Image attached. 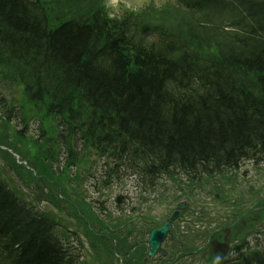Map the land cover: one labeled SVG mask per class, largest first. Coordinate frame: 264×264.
Listing matches in <instances>:
<instances>
[{
	"label": "trees",
	"instance_id": "obj_1",
	"mask_svg": "<svg viewBox=\"0 0 264 264\" xmlns=\"http://www.w3.org/2000/svg\"><path fill=\"white\" fill-rule=\"evenodd\" d=\"M2 84L21 89L23 122L33 111L46 128L109 131L118 160L151 179L264 160V0L150 2L114 18L106 0H0ZM1 114L0 140H21ZM49 232L0 182V264H74Z\"/></svg>",
	"mask_w": 264,
	"mask_h": 264
},
{
	"label": "rangeland",
	"instance_id": "obj_2",
	"mask_svg": "<svg viewBox=\"0 0 264 264\" xmlns=\"http://www.w3.org/2000/svg\"><path fill=\"white\" fill-rule=\"evenodd\" d=\"M150 0H110V3H117L122 2L128 7L137 9L147 3ZM33 134L35 133V129L33 128ZM246 170L250 172L249 175H246ZM3 172L0 169V176H3ZM240 180L234 184V195L233 197H241L246 198L250 202H257L259 198L264 197V167H260L259 169H254L252 167H244L241 168L239 172ZM3 179L7 181V178L3 176ZM135 181L134 180H127L121 184L118 188H114L113 190H109L112 193H116L119 191H126L130 189L133 192ZM229 195V194H228ZM230 196V195H229ZM211 205L221 211L223 208L220 204L214 202L212 199L208 200ZM218 205V206H217ZM213 207V206H212ZM43 209H46L45 206L42 205ZM256 237H251L250 240L252 241L251 248L252 249H263L264 248V235H260L258 238V244L254 239Z\"/></svg>",
	"mask_w": 264,
	"mask_h": 264
},
{
	"label": "flooded vegetation",
	"instance_id": "obj_3",
	"mask_svg": "<svg viewBox=\"0 0 264 264\" xmlns=\"http://www.w3.org/2000/svg\"><path fill=\"white\" fill-rule=\"evenodd\" d=\"M122 203L124 205L127 204L128 203V199H126V198L123 199L122 200ZM133 205H135V202L130 201V206H133ZM125 210H127V209H124V210L118 209L117 211L123 212ZM129 215H130V212H129ZM127 218H129V217H127ZM130 218H131V220L128 221L129 227H130V225L132 226L131 227V232H130V237L134 241L135 239H137L136 238L137 234H140L141 233V232L139 233L137 230H139L141 227L145 226L146 223H147V220H146V212L144 210H143V212H135V210H132V213H131V217ZM123 219L124 218H118V220H123ZM193 223H194L193 220L191 222H189V219L188 218H183L182 220L180 219L179 224H177L175 226V235H174V239L175 240H174V242L176 243V247L178 248L179 252L176 254V257L177 258L175 259V261L172 264H193L194 263V260L199 255L200 252L198 253V251H192L191 249H189V248L192 247L193 242L188 243L189 242L188 241L189 238L187 236L188 235H191L193 233V231H189V225L190 224H193ZM243 224L245 225L244 222H243ZM233 225L236 226V223L233 224ZM182 226H185V231L186 232H184V233L181 232V230H180ZM132 228L134 230H132ZM224 238H225V235L219 237L218 239L220 241H223ZM167 243L170 244L172 242H169L168 241ZM183 243H188V244L184 246ZM200 250L203 251L201 253V257H203V258L207 257L208 255H215V256L216 255H219V256H222L221 254H215L214 253L215 249L213 250V249H210L209 247H206V248L200 249ZM232 253H233V251H232ZM161 255L165 256V253L164 252H161Z\"/></svg>",
	"mask_w": 264,
	"mask_h": 264
},
{
	"label": "water",
	"instance_id": "obj_4",
	"mask_svg": "<svg viewBox=\"0 0 264 264\" xmlns=\"http://www.w3.org/2000/svg\"><path fill=\"white\" fill-rule=\"evenodd\" d=\"M167 229H168V226H165L161 231L153 233L152 239L150 240V242L152 243V246H153V251H155L156 248L158 247V243H157L156 241L153 240L154 236H155L157 233H159V234H162L163 237H164L165 234H166V232H167Z\"/></svg>",
	"mask_w": 264,
	"mask_h": 264
}]
</instances>
